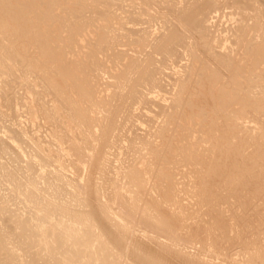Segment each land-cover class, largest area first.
<instances>
[{
  "label": "bare ground",
  "instance_id": "bare-ground-1",
  "mask_svg": "<svg viewBox=\"0 0 264 264\" xmlns=\"http://www.w3.org/2000/svg\"><path fill=\"white\" fill-rule=\"evenodd\" d=\"M124 1L0 0V264H264V0Z\"/></svg>",
  "mask_w": 264,
  "mask_h": 264
},
{
  "label": "rangeland",
  "instance_id": "rangeland-1",
  "mask_svg": "<svg viewBox=\"0 0 264 264\" xmlns=\"http://www.w3.org/2000/svg\"><path fill=\"white\" fill-rule=\"evenodd\" d=\"M129 1H130V0H129ZM129 1H128V2H127V0L124 1L123 4H122V6L124 5L123 7H125L126 9H128L127 7H130V6H129V4H130L132 9H131V8H129V9H130L131 11L133 10V8H136V10H138V9H137L138 6L134 5V6H135V7H134L133 4H131ZM126 2H127V3H126ZM131 2H132V1H131ZM128 3H129V4H128ZM126 4H127V6H125ZM122 6H120V7H122ZM125 8H122V11H123V9H124L125 13H124V11H123V14H125L124 16L126 17V16H128L127 13H129L130 10H129V12H127L128 10L126 11ZM114 11L116 12V8H114ZM122 11L119 12V10L117 9V14H118V15H119V13L122 14ZM133 11H134V10H133ZM229 11H230V10L228 9V10L225 11V12L228 14ZM126 12H127V13H126ZM123 14L121 15V18L124 17ZM119 17H120V15H119ZM237 17H238V16H236V18H237ZM225 18H226V19H225ZM227 18H229V19H227ZM230 18H231L230 16H227V17H225V16L223 17V16H222V19H221V18L219 19L220 22H219V20H218V22H217V29H218V30H219V29L223 30L222 28H224V27H225V28H224V32L227 30L225 33H224L223 31H221V30L219 31V36H222V38H224V36H228V37H229V35H231L232 32H230L229 35H228V32H229L228 30L231 29V28H234V27H235V24H233L235 21L230 20ZM98 21H99V20H98ZM224 21H225V22H224ZM230 21H231V22H230ZM97 23H98V22H97ZM100 23H101V22H99V24H100ZM228 23H229V24H228ZM249 23H251V21H249ZM95 24H96V23H94V25H93L94 27H95ZM99 24H98V25H99ZM131 25H132V24H130V23L128 24V23H127V24L125 25V27L127 26L126 29H128V26H129V28H131ZM219 25H220V26H219ZM230 25H231V27H230ZM96 26H97V24H96ZM144 26L146 27L145 24H144L142 27H144ZM158 26H159V25H155V26H154V29L151 27L152 31H154L155 29H157ZM94 27H93V28H92V27H88L89 30H87V28H86V32L89 33L91 29H92V30H93V29L95 30ZM117 27H118V25H117ZM218 27H219V28H218ZM228 27H229V28H228ZM151 29H150V30H151ZM225 29H226V30H225ZM119 30H120V29H118V32H117V33H118V34H123V30H122V31H121V30L119 31ZM84 32H85V31H84ZM121 32H122V33H121ZM221 32H223V33H221ZM117 33H116V34H117ZM230 37H231V36H230ZM230 37H229V38H230ZM231 38H232V37H231ZM122 42H123V41H122ZM123 43H124V42H123ZM123 43L121 44V42H120V43H119L120 45H117V49H119V48H120V49H123V48H122L123 46H121V45H123ZM118 47H119V48H118ZM125 47H126V46H125ZM127 47L129 48V46H127ZM127 47H126L125 49H127ZM129 53H131V51H129ZM104 54H106V53H104ZM104 54H102V57H101L102 60L105 59V58H103V56L106 57V55H104ZM107 54H108V53H107ZM108 57H109V58H108ZM111 57L113 58V56H110V55L106 57V59H107V58L109 59V63H110V60H111V63L109 64L110 66H108V67H111L112 64H113V62H112V58H111ZM106 59H105V60H106ZM113 59H114V58H113ZM107 61H108V60L104 61V63H105V62L108 63ZM106 63H105V64H106ZM106 65H107V64H106ZM106 73H107V72H106ZM106 73H105V74H106ZM105 74H104V73L102 74V75H104V79L102 80L103 82L100 80V81H101L100 83H103L102 88H105V87H106L105 85L108 84L107 82H109L110 80H112V79H110V78H107V80H109V79H110V80L106 82L107 84H105V81H106L105 78L108 76L107 74H109V73H107L106 75H105ZM108 77H109V76H108ZM101 78H103V77H101ZM104 86H105V87H104ZM20 89H21V90H19V88H18V89H17V92H18V94H21V93H22L21 95H23V93L26 92V91H24L25 89L22 90L23 88H20ZM38 89L41 90V88H38ZM105 89H107V88H105ZM23 91H24V92H23ZM106 91H108V90H106ZM19 92H20V93H19ZM101 93L104 94V91H101ZM105 93H106V92H105ZM41 94H42V95H41ZM106 94H107V93H106ZM40 95H41V97H42V96L44 95V92H41ZM45 99H46V98H45ZM136 113H137V112H136ZM21 116H22L23 118H22ZM21 116L19 117V121L22 122V126L27 125L28 121L26 122L27 119H25V118H27L29 115H27V116H26V115H21ZM22 119H23V120H22ZM24 120H25V122H24ZM39 120H41V122L39 121L40 124H38L37 126H40V127H41V125H42V127L40 128V127H36V126H35V127H31V126H30L31 128L29 127V128H30L29 130H33V129H34L33 131H29V132H30V135L40 136L41 139H42L43 141H45V142L50 141L51 139H50L49 137H46V136L49 135L50 132H49L48 129H50L51 127L48 128V129H46V128L48 127V125L44 123V122L48 121V119L46 120V118H42V119H39ZM45 120H46V121H45ZM23 122H24V123H23ZM7 123H9V122H7ZM7 123H6V124H7ZM44 124L47 125V126H45ZM2 125H3V124H1V126H2ZM7 125H8V124H7ZM139 125H140V124H139ZM141 127H142V128H141ZM141 127H140V129H139V128L137 129V132H138V133H139V132H140V133H143V129L146 128V126H141ZM0 128H2V127H0ZM37 128H38V129H37ZM127 129H128V128H127ZM0 130H4V129H0ZM41 130H42L43 132H42ZM44 130H45L46 132H49V133L47 134ZM47 130H48V131H47ZM125 130H126V129H124L123 131H120V134H121V133H124V134L126 133V135H129L130 132H128L127 130L125 131ZM135 130H136V129H135ZM1 132H2V131H1ZM1 132H0V134L2 135L3 133H1ZM44 132H45L46 134H45ZM31 133H33V134H31ZM36 133H37V135H36ZM40 134H41V135H40ZM45 137H46V138H45ZM43 138H44V139H43ZM48 138H49V139H48ZM46 139H48V140L46 141ZM24 160H27V158H24ZM2 161L4 162V159H3ZM67 175H69V176H71V177L74 176L72 173H67ZM4 184H5V183H4ZM2 185H3V184H2ZM2 185L0 184V194H4L5 191H6L5 194H7V193L9 192V190H7V189H8V186H7V185H3V188H1ZM4 186H5L7 189H6ZM16 203H17V202H14V205L12 206V209H15V208L17 209L16 206H18V205H20V208L23 206V205L20 204V203H17V204H16ZM15 205H16V206H15ZM13 207H14V208H13ZM18 207H19V206H18ZM21 209H23V207H22ZM22 212H24V209H23L22 211L19 209V212L17 211V213H19V214L22 213ZM236 257H237V256H236Z\"/></svg>",
  "mask_w": 264,
  "mask_h": 264
}]
</instances>
